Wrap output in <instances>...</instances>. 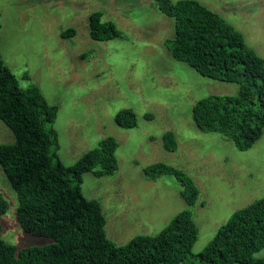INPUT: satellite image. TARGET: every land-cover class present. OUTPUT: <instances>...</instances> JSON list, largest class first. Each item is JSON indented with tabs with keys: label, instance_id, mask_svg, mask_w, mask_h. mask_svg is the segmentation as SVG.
Returning <instances> with one entry per match:
<instances>
[{
	"label": "rangeland",
	"instance_id": "1",
	"mask_svg": "<svg viewBox=\"0 0 264 264\" xmlns=\"http://www.w3.org/2000/svg\"><path fill=\"white\" fill-rule=\"evenodd\" d=\"M177 1V0H171ZM220 13L264 56V0H199ZM101 10L120 37L95 40L89 16ZM0 51L22 87L38 85L58 107L54 128L58 154L74 164L99 142L114 136L118 169L83 175L82 191L102 202L106 232L117 244L134 236L159 233L181 211L192 208L200 232L183 264L213 239L238 209L264 197V132L255 144L239 150L227 136L204 131L193 119L195 103L210 95H236L240 85L198 73L174 57L167 39L174 21L158 0H0ZM75 28L73 36H63ZM133 108L138 124L124 127L115 117ZM174 131L177 149L165 146ZM15 134L0 119V143ZM158 162L184 170L199 187L191 206L172 174L156 178L143 168ZM0 192L9 202L2 215V237L18 248L54 242L25 231L17 218V193L0 165ZM264 249L256 254L263 256Z\"/></svg>",
	"mask_w": 264,
	"mask_h": 264
},
{
	"label": "trees",
	"instance_id": "2",
	"mask_svg": "<svg viewBox=\"0 0 264 264\" xmlns=\"http://www.w3.org/2000/svg\"><path fill=\"white\" fill-rule=\"evenodd\" d=\"M173 18L174 37L167 39L172 54L198 73L240 85L236 95H210L193 106V119L204 131L219 132L239 150L252 147L264 132V56L251 47L230 21L199 0H158ZM103 11L89 16L90 36L108 40L122 35L114 22L102 21ZM1 18V12H0ZM2 23L0 20V29ZM68 28L63 36H73ZM58 107L42 89L22 87L0 51V119L14 132L13 143H0V165L14 187L17 218L32 234L54 242L18 248L2 237V215L9 208L0 192V264H183L199 237L192 208L179 212L159 233L134 236L117 244L106 232L102 202L82 191L83 175L98 165V174H113L119 166L114 136L65 165L58 154L54 122ZM124 127L138 124L133 108L115 117ZM165 146L177 149L175 132L164 135ZM151 178L174 175L191 206L200 190L184 170L158 162L143 168ZM264 197L236 210L207 246L196 254V264H264Z\"/></svg>",
	"mask_w": 264,
	"mask_h": 264
}]
</instances>
